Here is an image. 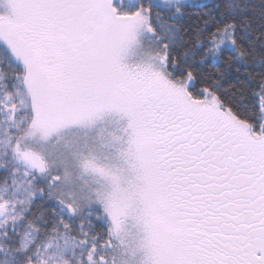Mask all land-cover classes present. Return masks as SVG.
<instances>
[{
    "label": "snow or ice",
    "instance_id": "snow-or-ice-1",
    "mask_svg": "<svg viewBox=\"0 0 264 264\" xmlns=\"http://www.w3.org/2000/svg\"><path fill=\"white\" fill-rule=\"evenodd\" d=\"M0 264H264V0H0Z\"/></svg>",
    "mask_w": 264,
    "mask_h": 264
}]
</instances>
